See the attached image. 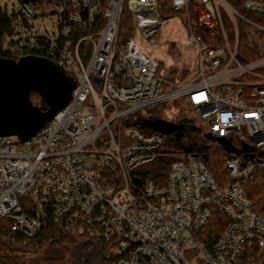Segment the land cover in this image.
<instances>
[{"label": "built area", "instance_id": "1", "mask_svg": "<svg viewBox=\"0 0 264 264\" xmlns=\"http://www.w3.org/2000/svg\"><path fill=\"white\" fill-rule=\"evenodd\" d=\"M0 7L12 20L2 51L22 59L46 48V60L75 84L69 103L29 140L0 137V224L25 243L52 221L104 246L107 264H246L252 252L264 251V216L248 196L250 183L264 175V57L245 61L237 54L238 22L264 29L225 0H60L29 9L4 0ZM125 9L130 38L120 37ZM170 22L180 25L192 51L190 57L178 41L170 43L179 63L186 56L193 65L183 84L163 79L160 61L134 39L140 35L157 49ZM89 27L99 31L72 42L73 29ZM83 42L91 47L85 62ZM179 100L205 133L232 149L222 185L193 157L173 163L165 186L137 176L170 137L133 125L149 120L146 108ZM213 211L227 225L207 248L194 235Z\"/></svg>", "mask_w": 264, "mask_h": 264}, {"label": "trees", "instance_id": "2", "mask_svg": "<svg viewBox=\"0 0 264 264\" xmlns=\"http://www.w3.org/2000/svg\"><path fill=\"white\" fill-rule=\"evenodd\" d=\"M16 1L26 9L30 8V3L41 5L50 1L55 3L60 2V0H26L27 2L24 4L22 0ZM225 1L240 16L264 29V13L260 12L258 9L253 10L248 8L250 4L263 6L264 0ZM166 13L168 16H174L176 14L169 10H167ZM225 27L229 40L232 41V28L227 19L225 20ZM11 30L12 20L7 17L0 7V58L18 62L20 59L19 56H11L9 53L2 51V44L4 40L11 35ZM97 31L99 30H92L91 27H89L86 32H83L81 29H73L71 40L73 43L77 44L84 36L95 34ZM245 34L246 33L243 32L239 34L237 54L245 61L256 60L261 56L264 57V49L261 53H258L256 50L248 46ZM133 35L134 29L132 18L128 10L125 9L121 18L120 37L130 38ZM243 42L245 43L244 47L242 46ZM45 49L46 48L41 49V47L39 49H32L27 52L24 57H36L46 60V54L42 51ZM79 51L85 62L90 54L91 47L88 43L83 42L79 46ZM163 69V65L160 62V71ZM174 72H176V70L171 71L170 75L173 76ZM167 81L172 83L176 82L169 78H167ZM163 90L164 92H167L169 88L164 87ZM29 102L33 107L40 108L41 100L39 95L30 93ZM177 105L178 103L175 101L148 107L143 110L144 118L149 120L162 119L164 121H169L170 116L168 115H171V111L177 112ZM175 123L194 125L190 120H183ZM126 125H128V123H126ZM133 127L138 128L139 130H146L145 127H142L138 123L133 125ZM228 149L229 148L225 146L224 141L215 140L209 134L205 133L204 130L200 131L198 129V131L190 133L186 137L180 139L167 138L165 148L158 152L155 161L152 164L145 166L143 169L137 170L136 174L141 182L151 181L156 186L162 187L166 185L173 163L193 157L202 160L208 172L220 185H222L227 178L224 160L234 155L232 151L230 152ZM248 196L253 202L255 212L264 216L263 174H258L255 180L250 183L248 186ZM226 225L227 219L220 212L213 211L208 225L199 231L201 237H199L198 240L204 244L205 247L209 248L217 241ZM94 247H98V253L95 252L96 259L98 260L97 263L107 264L108 259L104 257V246H100L93 241H86L83 237L72 235L64 231L61 227L53 224L52 221H47L37 235L34 238L25 241V243H23V239L19 234L10 231L7 222H2L0 224V264H77L78 258H81L80 262L82 263V260L84 259L82 258L83 253H92ZM19 253L32 254L33 257L24 259L18 257ZM254 254L255 252L251 253V255ZM261 257L264 261V253Z\"/></svg>", "mask_w": 264, "mask_h": 264}, {"label": "water", "instance_id": "3", "mask_svg": "<svg viewBox=\"0 0 264 264\" xmlns=\"http://www.w3.org/2000/svg\"><path fill=\"white\" fill-rule=\"evenodd\" d=\"M74 86V81L48 60L25 57L14 62L0 58V137H16L22 142L29 140L69 103ZM30 93L39 95L40 108L30 104ZM140 125L174 139L198 131L192 124L160 119L142 120ZM135 183L137 185L138 181ZM85 262L84 258L82 263Z\"/></svg>", "mask_w": 264, "mask_h": 264}, {"label": "rangeland", "instance_id": "4", "mask_svg": "<svg viewBox=\"0 0 264 264\" xmlns=\"http://www.w3.org/2000/svg\"><path fill=\"white\" fill-rule=\"evenodd\" d=\"M7 1L10 2L11 0H7ZM3 3L4 0H0V6L3 5ZM248 8L253 10L258 9L260 12L264 13V5L257 6L254 4H250ZM238 28L240 32L243 33L246 32L245 35H246L247 44L250 47L252 46V48L258 51V53L264 49L263 31L259 30L258 28L248 30L249 28L243 27L240 22H238ZM134 39H135V43L140 48V50L146 55V57L157 59L162 63L164 69L161 70L160 74L163 79L165 80H167V78L173 79L180 84L186 83L191 79V74H189L188 72H191L190 68H193V65H190L188 63L186 56H183V62H181L182 64L179 63L177 56L175 55V53L171 52L170 49V43L178 41L180 43V49L183 51V53L192 57V51L184 45L183 33L181 31L180 25H178L176 22H170L165 27L164 31L158 36L157 49H152L149 45H147L144 39L140 35L135 34ZM242 46L243 47L245 46L244 42L242 43ZM174 70H176V72H174L173 76L170 75V72ZM177 103H178L176 109L177 112L171 111V115H168L170 116L169 117L170 120L169 119L168 120L172 123L181 122L183 120H188V121L190 120L200 131H203L204 130L203 122L200 119L196 118L194 114L191 112V110L186 105H184L181 102V100H179ZM143 168L144 167H142L141 169ZM194 236L196 239H198L199 237H201V233L198 231L197 233H195ZM97 248L98 247H94L92 249L94 253L93 252L83 253L82 258H86V262L81 263L80 262L81 258L80 259L78 258L77 264H98L97 263L98 260L96 259V254H95V252L98 253ZM263 253L264 251L255 252L254 255L248 258L246 264H264L263 258L261 257ZM18 257L25 259V258H31L33 257V255L32 254L29 255L27 253H19Z\"/></svg>", "mask_w": 264, "mask_h": 264}]
</instances>
